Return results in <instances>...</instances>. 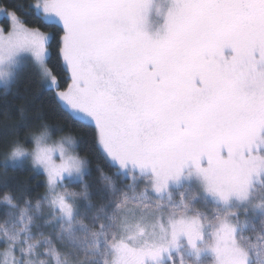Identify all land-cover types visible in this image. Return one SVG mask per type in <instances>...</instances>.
Returning a JSON list of instances; mask_svg holds the SVG:
<instances>
[{"label":"snow or ice","instance_id":"obj_1","mask_svg":"<svg viewBox=\"0 0 264 264\" xmlns=\"http://www.w3.org/2000/svg\"><path fill=\"white\" fill-rule=\"evenodd\" d=\"M25 68L113 171L97 206L83 138L5 107L47 191L0 192V264H264V0H0L5 98Z\"/></svg>","mask_w":264,"mask_h":264},{"label":"trees","instance_id":"obj_2","mask_svg":"<svg viewBox=\"0 0 264 264\" xmlns=\"http://www.w3.org/2000/svg\"><path fill=\"white\" fill-rule=\"evenodd\" d=\"M17 2V0H3L5 4H12ZM19 2L28 4L32 0H19ZM46 30V29H45ZM58 40V36H57ZM58 61V48L53 45L52 49V60L50 67L54 66ZM61 79L66 80L67 77L61 74ZM66 87V84H62ZM27 97L32 101L31 115H35V110L38 108H43V115L49 122L53 124H61L65 127V131H70L75 136L82 137L83 142L80 144V154L86 156L90 160V172L91 175L85 177V180L89 182L92 187L90 189L92 193L93 202L99 206L103 203L102 200L96 195V190L101 186L100 175L97 172V167L104 170V172L109 175L112 174L113 169L109 168L102 154L98 153L93 147V137L85 129L79 127L78 125H73L71 122L67 121L63 116L53 110V105L51 104L49 97L46 94H41V88L38 80L31 74V70L26 68L23 73L18 77L15 85L12 88V92L5 98L3 96L2 89H0V145H2L10 137L7 135V128L9 125L14 123L13 120H5L3 111L7 107L10 109L11 116L15 118L17 116V108L21 102ZM25 129L20 130L21 138L25 135ZM3 160V153L0 152V161ZM127 183V181L125 182ZM25 187L30 190V197L33 202H35L37 197L43 196L46 193V182L42 174H35L28 162L22 165L16 171L9 170L7 173L3 168H0V192L4 191H16L19 187ZM70 190H79V185L77 183H72L69 185ZM47 213L48 209H44ZM4 219L3 206L0 205V221Z\"/></svg>","mask_w":264,"mask_h":264},{"label":"rangeland","instance_id":"obj_3","mask_svg":"<svg viewBox=\"0 0 264 264\" xmlns=\"http://www.w3.org/2000/svg\"><path fill=\"white\" fill-rule=\"evenodd\" d=\"M25 69H26V68H25ZM25 69H24V70H25ZM24 70H23V71H24ZM23 71L20 73V75L23 73ZM20 75H19V76H20ZM56 138H57V137H54V139H56ZM28 163L30 164V162H28ZM24 164H25V163H24ZM30 165H31V164H30ZM41 174H42V173H41ZM42 175H43V174H42ZM43 176H44V175H43ZM44 178H45V176H44ZM45 182H46V178H45ZM46 191H47V188H46ZM3 247H4L3 243L0 242V249H3Z\"/></svg>","mask_w":264,"mask_h":264}]
</instances>
